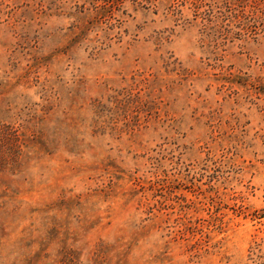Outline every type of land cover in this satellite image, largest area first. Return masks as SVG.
Masks as SVG:
<instances>
[{"label": "rangeland", "instance_id": "1", "mask_svg": "<svg viewBox=\"0 0 264 264\" xmlns=\"http://www.w3.org/2000/svg\"><path fill=\"white\" fill-rule=\"evenodd\" d=\"M0 264H264V0H0Z\"/></svg>", "mask_w": 264, "mask_h": 264}]
</instances>
